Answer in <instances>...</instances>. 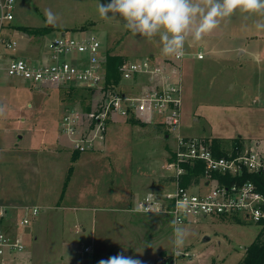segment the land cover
Returning <instances> with one entry per match:
<instances>
[{"label":"rangeland","instance_id":"rangeland-1","mask_svg":"<svg viewBox=\"0 0 264 264\" xmlns=\"http://www.w3.org/2000/svg\"><path fill=\"white\" fill-rule=\"evenodd\" d=\"M47 9L57 14L55 24L47 22ZM97 9L98 0H16L13 25H50L55 32L69 33L87 30L100 38L106 55L120 56L119 63L175 58L161 53L158 37L133 36L122 22L101 18ZM260 19L238 11L202 39L189 38L184 53L203 49L205 58L195 59L189 70L185 63L183 122L170 135L166 125L157 122L111 119L105 139L86 150L74 149L70 136L61 131L63 115L69 111L80 118L96 109L104 91L62 84L33 87L0 75V204L40 207L38 216L17 231L26 246L22 264H99L120 252L143 264L242 261L261 228L255 221L207 217L186 222L182 225L191 235L183 247L174 248L172 220L135 208L147 192L163 190L172 172L168 166L177 132L206 140L241 136L249 144L244 150L264 153V29L256 27ZM13 36L24 57L28 50L39 53L47 39L33 35L25 43L20 35ZM113 80L116 92H135L118 73ZM56 140L59 148L54 147ZM30 145L43 146L25 148ZM7 146L12 148L4 149ZM13 212L10 207L8 214ZM10 231L15 233L12 226ZM89 244L92 252L85 251ZM27 256L30 262L24 260Z\"/></svg>","mask_w":264,"mask_h":264},{"label":"built area","instance_id":"built-area-1","mask_svg":"<svg viewBox=\"0 0 264 264\" xmlns=\"http://www.w3.org/2000/svg\"><path fill=\"white\" fill-rule=\"evenodd\" d=\"M15 2L0 0V75L5 73L23 79L32 86L62 84L94 88L106 94L99 107L80 118L79 114L69 111L63 115L61 131L70 136L74 149L86 150L105 139L111 119L126 120L133 116L147 124H164L171 133L180 130L184 101L181 62L190 53L163 63H156L153 56L124 61L120 66L122 80L131 82L135 92L126 95L120 90L105 89L106 52L100 38L92 32L60 30L34 36L37 39L47 36L42 55L32 58L18 54L19 42L13 35L25 36V31L13 25ZM29 37L32 38L30 34ZM192 55L197 59L205 58L202 50ZM176 135L174 156L168 166L172 172L163 183V190L155 194L150 211L145 210V197L135 210L164 215L171 220L176 218L182 224L207 217H227L235 222L264 220V193L254 181L228 183L215 176H240L244 169L254 173L264 171V153L251 147L235 156L218 157L211 143L203 137H188L179 132ZM191 162H203L204 173L197 182L192 180L183 185L180 182L181 176L186 174L183 163ZM185 198L187 210L178 213L177 200ZM10 207L14 212L8 214ZM39 212L37 205L0 204V264H22L26 246L17 231L29 225ZM11 226L15 233L10 231ZM90 250L91 245L85 246V251Z\"/></svg>","mask_w":264,"mask_h":264},{"label":"clouds","instance_id":"clouds-1","mask_svg":"<svg viewBox=\"0 0 264 264\" xmlns=\"http://www.w3.org/2000/svg\"><path fill=\"white\" fill-rule=\"evenodd\" d=\"M97 10L103 19L122 22L124 29L130 31L133 36L139 35L148 39L158 37L161 53L165 56H182L190 37L193 40L202 39L217 29L222 20L232 17L238 11L260 16L256 27L264 29V0H109L106 4H101L98 0ZM45 15L49 24H55L58 20L57 14L51 9H47ZM155 200L154 193H146V211H150ZM187 207L186 198L177 200L178 213L186 211ZM170 223L173 225V247H183L191 235L190 229L176 218ZM99 264L143 262L120 252L100 260Z\"/></svg>","mask_w":264,"mask_h":264},{"label":"trees","instance_id":"trees-1","mask_svg":"<svg viewBox=\"0 0 264 264\" xmlns=\"http://www.w3.org/2000/svg\"><path fill=\"white\" fill-rule=\"evenodd\" d=\"M15 28L25 31L30 34V36H42L47 33H52L55 30V26H44L41 28H31L28 26H15ZM84 30V29H81ZM120 56L117 54L114 55H106V76H105V89H114L112 82L113 77L116 73L119 74V79L122 81V76L120 72V64L119 63ZM75 87V86H70ZM85 88V87H82ZM91 92L96 91L94 88H88ZM129 121L136 120L133 116L128 118ZM168 134V132H166ZM211 145L214 154L216 156H229V153L233 154V156L238 155L244 150V139L241 136H236L234 138H218V137H211L207 139ZM231 142L230 145L232 146V150L229 151L226 147V143ZM184 169H186V174H183L180 178V182L183 185H187L190 181H198L200 177L204 173V163L203 162H191V163H183ZM215 176L220 177V180L225 179L228 183L236 182H243L246 180L254 181L258 189L264 193V171L258 172H248V170L244 169L242 175L240 176H230V175H218ZM258 224L261 225V228L256 235L252 244L248 245L245 253L243 255L242 261L239 264H264V220L260 221Z\"/></svg>","mask_w":264,"mask_h":264},{"label":"crops","instance_id":"crops-1","mask_svg":"<svg viewBox=\"0 0 264 264\" xmlns=\"http://www.w3.org/2000/svg\"><path fill=\"white\" fill-rule=\"evenodd\" d=\"M25 35V34H24ZM22 37V39L24 40V42L26 43V41H29V40H31V38L29 37V36H21ZM19 42V41H18ZM25 43H23V44H25ZM200 47V49H202L201 47L202 46H199ZM199 50V49H198ZM203 50V49H202ZM23 51H25V50H23ZM29 52H28V57L30 56V57H32V58H36V57H39L40 55H42V53L44 52V48H41L40 49V52L39 53H33V50H28ZM32 51V52H31ZM196 52H194V53H192V54H195ZM18 54H22V53H19V51H18ZM189 55V56H186V57H184V59L182 60V62H181V64L182 65H184L183 66V72H182V74H183V83H182V85H183V98H184V85H185V83H187L186 81H185V79H184V72H185V63L188 65V70H189V67H190V65L192 64V62L195 60V59H197L195 56H193V55ZM199 60H202V59H199ZM194 63V62H193ZM128 83V82H127ZM33 87H39V86H33ZM41 87H46V86H41ZM27 106L28 107H31L32 106V104L30 103V102H28L27 103ZM182 118H183V105H182ZM182 122H183V120H182ZM205 137V136H204ZM211 137H214V136H211ZM227 138H234V137H227ZM59 140H56V142H55V144H54V147H58L59 148V146H60V144L59 143H57ZM244 142H247L245 139H244ZM244 145H249L248 143L247 144H245L244 143ZM43 145H30V146H27V147H25L26 149H34V148H39V147H42ZM47 146V145H46ZM51 146V145H50ZM15 148H20V146H18V145H15L14 146ZM4 148V147H3ZM8 148H12V146H7L6 148H4V149H8ZM8 205V204H7ZM11 206H17V205H11ZM23 237V241H24V236H22ZM89 245H91V244H89ZM93 245H91V250L90 251H86V252H92L93 251V248L94 247H92ZM23 255L24 254H22V260H23ZM25 261H27V262H30L31 261V258L29 257V256H27L26 258H25Z\"/></svg>","mask_w":264,"mask_h":264},{"label":"water","instance_id":"water-1","mask_svg":"<svg viewBox=\"0 0 264 264\" xmlns=\"http://www.w3.org/2000/svg\"><path fill=\"white\" fill-rule=\"evenodd\" d=\"M23 34H25L26 36H29V34L26 33V32H23ZM204 239H205V240H208L209 238H208V237H205Z\"/></svg>","mask_w":264,"mask_h":264}]
</instances>
